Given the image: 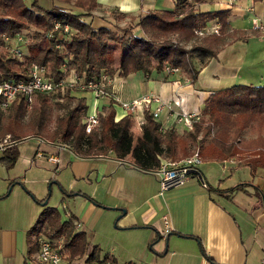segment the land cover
Instances as JSON below:
<instances>
[{
    "label": "crops",
    "instance_id": "obj_1",
    "mask_svg": "<svg viewBox=\"0 0 264 264\" xmlns=\"http://www.w3.org/2000/svg\"><path fill=\"white\" fill-rule=\"evenodd\" d=\"M249 2L214 0L198 6L229 8L230 28L250 30L254 21L260 33L244 41L226 38L215 57L202 65L193 57V82L182 71L169 76L134 72L112 76L110 91L121 101L150 94L176 103L171 104L173 111L201 113L215 89L264 84V8L255 17L247 11ZM159 3L151 9L161 8ZM115 109V121L129 123L137 136L134 117ZM167 113L163 109L156 121L163 130H189ZM33 140L13 144L17 157L12 167L0 163V264L24 263L25 233L40 211L36 200L47 203L51 195L59 198L60 216H71L76 229L99 248V258L111 264H264V168L250 177L247 154L202 162L197 169L205 187L190 175L182 185L161 190L155 175L133 168L129 158L117 161L111 153L81 158L64 146ZM10 145L6 135L0 137V156ZM49 154L58 158L57 165L45 160ZM164 229L168 232L160 237Z\"/></svg>",
    "mask_w": 264,
    "mask_h": 264
},
{
    "label": "trees",
    "instance_id": "obj_2",
    "mask_svg": "<svg viewBox=\"0 0 264 264\" xmlns=\"http://www.w3.org/2000/svg\"><path fill=\"white\" fill-rule=\"evenodd\" d=\"M59 1L78 11L59 5L42 9L35 1L26 6L22 0H0V80H26L31 65L42 66L53 81L64 76L62 65L83 81L104 74L111 78L134 72H160L169 66L178 67L193 82L197 70L192 67L190 57H196L202 65L215 57L226 38L244 41L260 33L257 29L230 28L229 8L199 10L198 6L207 0H171L170 10L149 9L137 17L113 10L109 15L114 21L126 20L113 28H93L84 21L96 7V0ZM54 22L70 27L73 32L69 39L47 36ZM210 22L219 25L218 34L206 35L188 49L171 41L175 37L178 42H187L194 37V29L206 27ZM16 34L24 39L19 56L1 48L3 36ZM52 108L58 112L49 126ZM85 110L83 98L73 97L68 87L34 94L29 110L16 97L6 110L0 111V137L6 135L11 142L3 150L0 163L5 169L12 167L17 157L13 144L32 137L64 146L81 158L106 157L108 153L117 161L129 158L130 166L148 173L155 170L160 158L179 161L195 147L201 162L228 161L247 154L250 177L256 169L264 168V84L232 85L211 91L203 102L199 121L182 134L172 128L160 131L158 123L144 112L139 134L134 138L129 123L114 120L115 110L110 101L102 109L97 127L85 133L82 123ZM244 130L253 137L242 138ZM36 202L40 211L25 233L23 264H39L32 255L36 253V239L40 235L61 241L66 264L105 259L99 258V248L86 240L84 232L76 229L71 216L62 218L44 200ZM206 260L212 263L207 257Z\"/></svg>",
    "mask_w": 264,
    "mask_h": 264
},
{
    "label": "built area",
    "instance_id": "obj_3",
    "mask_svg": "<svg viewBox=\"0 0 264 264\" xmlns=\"http://www.w3.org/2000/svg\"><path fill=\"white\" fill-rule=\"evenodd\" d=\"M230 2L231 0H227ZM252 29H258L253 21ZM219 25L216 22H210L206 27L194 29L193 35L195 37H204L209 34H218ZM72 30L66 24L54 22L51 30L47 36L49 38L58 35L69 39ZM24 43L21 35L16 34L13 37L3 36L1 48L5 49L13 56L20 55V47ZM175 44V42H173ZM64 76L58 80L53 81L45 75V70L42 66L31 65L28 70V77L26 80H0V111L6 110L16 97H20L24 108L29 110L33 102V96L36 93H49L56 88L68 87L70 92H88L92 95L93 103L91 114H87L86 110L82 118L84 132L88 133L98 125V117L102 114V109L107 106L110 101L111 106L118 108L131 117H134L133 126L140 129L143 122V113L147 112L150 117L156 122L159 118L160 112L163 109L167 110L168 115H173L177 123H181L185 128L190 129L191 126L198 122L200 113L186 112L183 110L173 111L171 102H163L158 96L143 95L137 99L130 101H121L110 91L109 85L111 78L107 75H101L97 79L83 81L75 75L72 70L66 71L64 66H61ZM165 75L178 74L180 69L178 67H164L162 71ZM189 83V80H187ZM178 101V97L176 98ZM102 104L101 111H99L98 104ZM115 116V115H114ZM115 120V119H114ZM158 129L163 130L162 126L158 124ZM37 143H43L40 139H36ZM45 143V142H44ZM40 157V152L36 153ZM45 160L54 165L58 164V158L55 155H46ZM201 164V159L198 155L197 147H195L189 156H186L179 161L170 162L161 160L159 165L152 172L161 190H167L172 187L182 185L188 176L195 175L202 187H205L203 179L198 173V166ZM234 170V169H233ZM76 227L77 224L73 223ZM168 229H164L160 233V237H164ZM37 250L35 253V260L39 264H66L64 258L65 253L62 248L60 240H50L42 235L37 239ZM88 264H111L108 259L101 261H93Z\"/></svg>",
    "mask_w": 264,
    "mask_h": 264
},
{
    "label": "rangeland",
    "instance_id": "obj_4",
    "mask_svg": "<svg viewBox=\"0 0 264 264\" xmlns=\"http://www.w3.org/2000/svg\"><path fill=\"white\" fill-rule=\"evenodd\" d=\"M33 1H35V4L38 5L42 9H49L51 7V5H59L65 9L71 10L72 12L78 11L77 9L73 8L70 4L63 3L59 0H22L24 5H26V6H30V4ZM157 1L158 0H96V7L91 11V13L88 16L84 17V21L88 22L90 24V26L93 28H97V27H101V26L108 27V28H113L115 26H121V25H123V23H125L126 20L125 19H122L121 21L118 20L119 22L114 21L112 19V17L109 15V13L111 11L117 10L119 12L124 13L126 16L135 15L137 17L139 15H142L143 11L151 9L152 6ZM213 1L208 0V2L206 1L205 3H211ZM215 2H217V1H215ZM230 2H232V0ZM159 5L161 7L159 9L170 10L172 7V1L171 0H160ZM248 7H250V9H247V11H249L248 12L249 14H251L255 17H259V15H261L260 14L261 9L264 8V2H254V3L249 2ZM198 8L201 11H210V10L214 11L213 6L210 4H207L206 6L203 5V6H200ZM243 8L244 7L241 6V9H243ZM263 14H264V12H263ZM262 19H263V21H262ZM260 20L264 24V17L260 18ZM252 26H253V23H252L251 27ZM201 38H203V37H195L194 36V37H192V39H190L187 42H185V41L178 42L175 37H172L171 41L175 42V44L177 43V45H180L184 49H188L191 45L195 44ZM240 47H241V45H240ZM240 54H241V52H240ZM192 58H193V56L190 57V60ZM226 83L230 84L231 82H224V84H222V85L227 86L228 84H226ZM220 87H224V86H220ZM72 96L76 97V98H83V100L85 102V106H86V112H87V114H91L93 98H92V95L90 93H88V92H73ZM98 107H99V111H101L102 104L99 103ZM57 112H58L57 109L52 108V116H51V119L49 122V126H52V121H53L54 115ZM25 121H26V119L23 118V122H25ZM131 134L134 138L136 137V134L132 130H131ZM243 134L247 137L248 136L251 137V134L249 133L248 130H244ZM33 139H35V138H32V137L27 138V141H25V144L34 143ZM210 166L214 169L215 165H210ZM53 194H54V192H53ZM55 196L56 195H54V196L51 195L48 198L47 205L54 207L59 214H63V210L60 207L59 198L57 197V200H54ZM62 216H64V215H62Z\"/></svg>",
    "mask_w": 264,
    "mask_h": 264
},
{
    "label": "bare ground",
    "instance_id": "obj_5",
    "mask_svg": "<svg viewBox=\"0 0 264 264\" xmlns=\"http://www.w3.org/2000/svg\"><path fill=\"white\" fill-rule=\"evenodd\" d=\"M202 163V162H201ZM199 173V172H198Z\"/></svg>",
    "mask_w": 264,
    "mask_h": 264
},
{
    "label": "water",
    "instance_id": "obj_6",
    "mask_svg": "<svg viewBox=\"0 0 264 264\" xmlns=\"http://www.w3.org/2000/svg\"><path fill=\"white\" fill-rule=\"evenodd\" d=\"M44 203H45V201H44Z\"/></svg>",
    "mask_w": 264,
    "mask_h": 264
}]
</instances>
